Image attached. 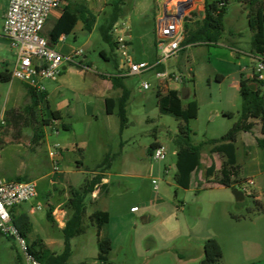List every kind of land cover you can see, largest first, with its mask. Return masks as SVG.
Segmentation results:
<instances>
[{
	"label": "rangeland",
	"instance_id": "374dc122",
	"mask_svg": "<svg viewBox=\"0 0 264 264\" xmlns=\"http://www.w3.org/2000/svg\"><path fill=\"white\" fill-rule=\"evenodd\" d=\"M209 1H218L220 6L227 2L222 18L221 38L215 44L185 46L179 56L168 63L171 72L186 80H190L191 76L195 79L188 87L192 94L190 100L197 102L199 113L189 124L197 145L220 139L238 121L242 100L240 87L233 85V82L240 79L242 74H252L254 65L251 60L252 31L249 27L247 0ZM109 2L110 0L95 1V9L99 10V24L110 11ZM126 2L127 15L119 22H125L129 26V53L137 61L144 59L153 63L158 55L156 19L165 0ZM197 16V20L204 18L203 12H199ZM47 30L48 25L43 29L42 35ZM3 42L0 43V73L12 72L16 57L14 51ZM76 45L82 48L91 68L87 80L96 78L97 73L114 72L116 48L112 51L110 45L103 41L97 26L92 33L86 30L79 32ZM102 50L107 52L112 61L104 60ZM77 65H66L63 84L50 100L53 106L64 100L71 103L72 107L77 105L79 115L83 116L87 105L93 103V96L87 91L86 79L76 71L81 70ZM126 81L131 95L127 107L129 121L123 132L117 131L118 116L114 114L107 119L103 112L104 103H101L98 104L100 116L97 120L68 118L66 121L71 123V130H60L59 137L51 135L48 140L42 141L43 147L39 154L45 172L41 175L49 171L47 144L60 142L65 152V167L69 169L77 187L83 186L93 171L109 157L108 166L104 169L110 180L109 194L87 197L85 231L70 240L69 263H92L97 260V228L91 223L89 216L99 209L110 214L109 224L102 228L101 234L112 241V250L108 255L111 263L200 264L204 258L205 242L216 239L223 250L220 264H264V191L262 194L253 191L251 196L244 195V199L239 201L235 198L232 187L219 184L220 171L207 178L206 170L214 163V155L208 150L210 146H205L202 150V167L197 176L201 185L193 182L190 189L178 187L174 181L175 169L172 166L176 162L173 140L178 134L180 121L159 112L154 75L143 74L127 78ZM144 81L151 84L149 90L142 88ZM13 82L12 87L10 82L0 81V112L4 108H13L18 103V98L9 93L11 88L26 92L19 81ZM259 85L264 93V82ZM225 111L232 112L234 116H226ZM38 113H27L24 115L29 117L27 120L23 116L22 120L17 121L12 119V115H5L6 124L0 137V146L4 142V154L16 152L24 156L26 152L28 154L32 151L29 136H36L43 124L38 119ZM85 121L91 122L89 126L84 124ZM259 124L257 122L248 135L254 143V137L260 135ZM156 141L166 149L167 157L164 161L154 160L148 151ZM255 149L252 148L249 153H253ZM242 156L239 159L240 165L249 159L248 155ZM224 160V157L217 156L218 168H221L223 162L226 163ZM78 163H83L82 171L78 170ZM248 175L245 174V177ZM30 177L39 178L40 175ZM154 180L158 182L157 188L153 184ZM41 185L40 189L44 190ZM40 192L42 209L31 215L33 231L28 236L29 242L41 238L52 251L61 253L65 240L62 228L57 220L54 219L52 223L47 219L49 205L43 197L45 190ZM133 207L137 208V213H132ZM63 208L66 213L64 216L60 214L61 226L68 217L65 205ZM0 264H22L17 242L1 233Z\"/></svg>",
	"mask_w": 264,
	"mask_h": 264
},
{
	"label": "trees",
	"instance_id": "16d2710c",
	"mask_svg": "<svg viewBox=\"0 0 264 264\" xmlns=\"http://www.w3.org/2000/svg\"><path fill=\"white\" fill-rule=\"evenodd\" d=\"M249 3V27L252 31V48L254 54L264 53V0H247ZM218 1L206 0V9L204 18L196 20L186 25V37L183 45H197L200 43H217L223 33L222 18L225 11V5L219 6ZM126 0H110L108 15L97 24V28L101 33L104 42L110 45L112 51L116 48L112 29L116 23L122 21L127 15ZM77 21L84 23V29L88 32L93 30L97 23V17L87 8L85 0L77 4H68L64 8L62 17L55 24L54 28L49 33V43L57 42L59 36L64 33L69 24H76ZM101 56L107 59L103 52ZM77 65V64H76ZM81 67L80 65H77ZM159 67L158 70H162ZM12 78L11 72L3 71L0 74V81L8 82ZM114 88H121L122 94L116 100V111L120 119L121 129L125 128L128 123L127 111L130 100V91L120 84L121 78L119 76L110 77ZM194 77L190 80H184L188 84L194 82ZM251 83H257V90L253 91L250 88ZM260 81L255 78H246L244 74L240 78V96L242 100L241 110L239 112V119L231 129L220 139H212L201 144H195L193 139V131L190 127V121L197 118L199 113V106L195 100H187L185 103L180 96V91L167 90L158 91L157 93V107L159 112L163 115H170L180 121L178 134L175 136L173 143L176 151V162L174 164L175 175L174 181L178 187L183 189H190L193 182L198 183L197 176L202 167V150L205 146H210L211 154H221L226 158V163L223 164V177L219 180V184L226 187L239 188L238 182L233 181L230 168L237 164V137L241 132H251L255 127L254 121L261 123L263 138L258 139L257 144L264 152V93L260 87ZM263 85V84H262ZM28 91L32 95L34 106H41L39 96L28 86ZM45 98L44 108L50 110L47 102L46 94L42 95ZM232 117V114H226ZM60 114L57 111L50 110V118L45 120L46 124L52 121L60 120ZM43 123V122H42ZM66 129V126H63ZM41 129L35 136L37 141L42 137ZM39 135V136H38ZM160 144L156 141L149 147V153L159 147ZM107 156L104 162L98 166L90 178L81 187H68L69 198L65 205L68 211V217L62 228L65 240L64 249L61 253H57L49 249L41 238H36L33 242H29L30 252L37 259L44 264H70L71 258V244L70 240L81 235L85 231V219L87 215L86 199L95 190L96 185L99 187V195L107 196L109 194L108 186L110 183H103L106 178L104 169L108 166ZM215 171V164L212 163L206 170V177L210 178ZM20 179L19 181H25ZM211 181V180H210ZM259 205V203L257 202ZM264 210V208H262ZM12 216L16 227L19 229L21 235L28 240V236L33 231L31 218L26 213L15 214L12 211ZM47 219L54 223L51 210L47 213ZM93 225L97 228V245L98 257L97 259L104 262H110L108 255L112 250V241L108 236H102L101 230L104 226L109 224L110 214L107 211L96 209L89 216ZM223 258V250L220 243L216 239H209L204 244V258L200 264H220ZM87 264V263H80Z\"/></svg>",
	"mask_w": 264,
	"mask_h": 264
},
{
	"label": "built area",
	"instance_id": "2783aa9c",
	"mask_svg": "<svg viewBox=\"0 0 264 264\" xmlns=\"http://www.w3.org/2000/svg\"><path fill=\"white\" fill-rule=\"evenodd\" d=\"M62 6V0H9V5L4 16L3 36L16 49V62L11 72L13 79L20 81L31 88L41 98L40 104L44 107L45 98L42 95L46 88L44 81L56 80L63 72L65 64H77V58L82 55V50L72 54L63 55L50 46L49 41L42 35L47 19L55 9ZM220 6V4H219ZM222 7V6H221ZM206 0H165L156 19V49L157 59L153 63L139 62L129 53V26L125 22H118L112 29L116 51L122 59L123 68L127 76L154 75L157 83L156 89H168L169 83L184 84L185 78L171 72L168 68L169 61L176 59L184 50L186 25L197 20V14H205ZM199 11V12H198ZM251 78L264 82V53L255 54ZM163 67L162 70H158ZM144 90H149L148 81L142 83ZM5 118L0 115V128L5 124ZM58 133V129H54ZM52 172H61L63 152L61 145L52 143L48 148ZM167 157L163 146L157 147L152 152L156 161H164ZM168 175V170L165 171ZM171 180L170 178L168 179ZM105 182V179L103 180ZM156 185L158 182L153 181ZM239 190L246 196L253 194L256 182L253 178L243 179L238 182ZM100 185L95 186L91 194L95 198L99 193ZM37 183L35 180L19 181L0 179V233L17 242L22 264H44L30 252L27 238L23 237L16 227L12 211L14 208L32 202L37 197ZM42 205L31 207L30 212L41 210ZM131 211H138L132 208ZM87 264H114L96 260Z\"/></svg>",
	"mask_w": 264,
	"mask_h": 264
},
{
	"label": "crops",
	"instance_id": "0c3cea01",
	"mask_svg": "<svg viewBox=\"0 0 264 264\" xmlns=\"http://www.w3.org/2000/svg\"><path fill=\"white\" fill-rule=\"evenodd\" d=\"M81 1L83 0H62L61 8L53 10V12L47 19V22L44 26L45 28L48 25V30L46 31L45 35H43L45 38H47L48 41H49V33L54 28L58 20L62 17L65 6L71 3L75 5ZM95 1L96 0H85L87 8L97 17V12L99 10L95 9V5H94ZM8 5H9V0H0V43L1 41H4L7 44V46L10 47L14 51V55L16 57V54H17L16 49L3 36L4 16L8 8ZM97 24H99L98 21L95 26H97ZM84 31H85L84 23L82 21H77L76 24H73V25L69 24L67 26L64 33H62L59 36L56 43L54 44L49 43V44L51 47H53L54 49H56L58 52H60L63 55L72 54L73 52L77 50H82V48L76 45V42L78 38V33L84 32ZM92 32L93 30L90 33ZM101 52H103L107 58L104 60L112 61L111 57L107 54L105 50H102ZM254 55H255L254 52L251 53V60L253 63L255 61ZM77 60H78L77 64L81 66V70H76V71L79 74H81L84 77V79H86L87 91L93 96V103L87 105L83 116L79 115V107L77 105L72 107L71 103L67 102L66 100L57 103V105L55 106H53L51 103L50 97L54 94H57V92L59 91L60 87L63 84V81H64L63 72L60 74V76L56 80L44 81V85L46 88L45 94H46V98H47V102L50 107V110L59 112L60 117H61L60 120L52 121L46 124L45 120H48L50 118V110H46L43 106L35 107L32 95L28 91V88L26 87L25 84L21 83L20 81H19L20 85L26 89V92H21L17 89L13 90V88H11L9 92L10 95L13 94L16 98H18L17 101L19 104L17 103L15 107L13 108H6V109L4 108L3 112H0V115L2 114L4 117L5 115L6 116L12 115V119L15 121L22 120V117L27 113L31 115L33 114L34 111L37 113L40 112L38 113L40 116V118L38 119H40V121L43 122L42 129H41L42 137L41 139H38L37 141V138L34 135L31 134L29 136V139L32 142L31 152H29L28 154L26 152L24 156L16 152H9L7 154H4V149H3L4 142L0 146V179L20 180L24 178L26 179L25 181L35 180L37 183V192H38L37 197L32 202L24 203L14 208L13 209L14 213L15 214L26 213L31 218V215L34 214L35 212L31 213L30 209L31 207L41 205L40 196L42 193L40 192V190H42V192H44L45 190V194L43 195V197L47 200V203L49 205V210H51L53 218L57 220L61 228H63L64 225L61 226L62 224L59 220V217H60V214H63L64 216L66 213L63 207L64 205H66L68 198H69L68 187L69 186H73L76 188L78 187L74 185L72 177L69 174V169L65 167V152H64L63 145L60 142H57V143L61 145L62 152H63L61 172L59 173L52 172L51 162L48 156V148L52 143H48L46 146V149H47L46 155L49 161L48 162L49 171L48 173L41 175L45 172V170L43 169V160L41 159V156L39 154L40 151H42V147H43L42 141H45L46 139L48 140V137L51 135H56L57 137H59L61 135L60 130H63V131L71 130L72 128L71 123L69 121H66V119L68 118L77 119V120L79 119L82 120L84 118H88V120L90 119L97 120L100 116L98 113V104L100 105L101 103H104L103 112L107 119L111 118L114 114L118 116L117 111H116V100L121 96L122 90L121 88L113 87L111 79H110L111 76H119L121 78L119 83L125 86L130 91V95H131V90L128 87L127 81H126V79L130 78V76L126 75L125 69L123 68L122 59L119 56L118 52H117V57H115V61L113 62L114 72L113 73H109V72L97 73V75L95 76L96 78H91L90 80L89 79L87 80L86 78L88 75V71H91L90 65L86 61L87 60L86 55L82 53V55L79 56ZM3 62H6V61L3 59ZM139 62H148V61L141 59ZM66 65L67 64L64 65L63 71L67 68ZM244 75L246 78H251V74L249 75L244 74ZM14 80L16 79L11 78V80L8 81L11 83L12 87H13ZM233 85L240 87V79L235 80L233 82ZM182 86L183 84H176V83L171 82L169 83L168 89H164L163 92L165 93L167 90L180 91ZM157 93H158V90L156 89V103L158 99ZM191 95L192 94L190 91L188 100H190ZM100 111L102 112V107ZM126 111H127V108H126ZM225 114L233 115V113L230 111H225ZM28 118H29L28 116L25 117V120H27ZM118 119H119V116H118ZM254 122L260 123L259 121H254ZM90 123H91L90 121L84 122V124H86L87 126H89ZM5 124L1 126L0 128V137H1V130L4 128ZM259 125H260V135H257L255 137L253 136L255 143L252 142L248 137V135H250V132H247V133L241 132L238 135L237 143H236L238 160H237V164L234 167L230 168L229 171L231 173V177L233 178V181H236V182H240L241 180L247 179V178H253L256 182V187L254 188V191L262 194V192L264 191V152L259 148L257 144L258 139L263 138L261 123ZM63 126H66V129H64ZM55 128L58 129V133L54 132ZM124 129L125 128L121 129V123L119 119V125L117 128V131L123 132ZM86 132L88 133L89 130H87ZM1 141L2 140H0V142ZM158 143L161 145L160 142ZM252 148H256V149L253 153H249V150H251ZM175 155H176V151H175ZM212 155H214L213 161H214V164L216 165L214 176L217 174L218 171H220L221 178H222L223 174L221 170H222L224 162L222 163L221 168H218L217 156L218 155L222 157L224 156L221 154H212ZM242 155H248L249 159L240 165L239 159L240 157H243ZM224 159H225L224 161H226L225 157ZM172 167H174V165ZM82 168H83V163H78V170L82 171ZM94 173H97V171H95ZM245 174H249L248 176H246L247 178L245 177ZM31 175H35V176L40 175V177L34 178V177H30ZM104 175L106 177L105 182L110 183V180L107 177L106 172H104ZM40 184H42L41 188H45L44 190L40 189ZM23 205L24 206L26 205L27 207H23ZM137 212L138 211H134V212L132 211V213H137ZM28 241H29V237H28ZM44 243L49 249H51V247L46 242Z\"/></svg>",
	"mask_w": 264,
	"mask_h": 264
},
{
	"label": "water",
	"instance_id": "95a60500",
	"mask_svg": "<svg viewBox=\"0 0 264 264\" xmlns=\"http://www.w3.org/2000/svg\"><path fill=\"white\" fill-rule=\"evenodd\" d=\"M249 86L253 91L257 90V83H251ZM189 93H190L189 87L187 86V84L184 83L181 90H180V96H181L182 100H188L189 99ZM233 194H234L235 198L239 201L244 199L243 192L241 190H239L238 188L233 189Z\"/></svg>",
	"mask_w": 264,
	"mask_h": 264
}]
</instances>
